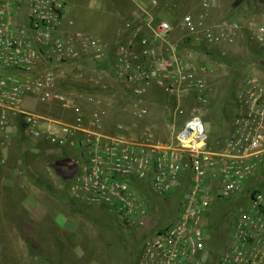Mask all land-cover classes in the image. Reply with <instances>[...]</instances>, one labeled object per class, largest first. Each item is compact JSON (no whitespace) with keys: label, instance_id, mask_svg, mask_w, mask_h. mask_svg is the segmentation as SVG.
<instances>
[{"label":"built area","instance_id":"built-area-1","mask_svg":"<svg viewBox=\"0 0 264 264\" xmlns=\"http://www.w3.org/2000/svg\"><path fill=\"white\" fill-rule=\"evenodd\" d=\"M68 1L0 0V147L21 129L55 149L76 150L72 196L117 211L131 224L148 215L137 190L167 196L188 183L179 217L147 241L140 264H204L214 202L248 195L216 264H264V78L253 76L240 86L232 133L219 149L210 147L201 115L181 127L175 118L167 141L145 126L139 132L123 121L110 127L112 98L119 94L138 118L148 113V101L160 100L158 93L179 105H208L209 67L200 60L211 47L233 46L240 24L209 22L208 11L219 0H204L201 13L182 14L176 22L163 14L160 0H150L128 24L131 34L108 43L77 30L74 21L66 26ZM254 30L264 49V26ZM83 62L101 73L100 90L79 96L61 90L59 68ZM29 98L43 110H25Z\"/></svg>","mask_w":264,"mask_h":264},{"label":"rangeland","instance_id":"rangeland-1","mask_svg":"<svg viewBox=\"0 0 264 264\" xmlns=\"http://www.w3.org/2000/svg\"><path fill=\"white\" fill-rule=\"evenodd\" d=\"M167 1L172 6H167ZM235 1L219 0L218 6L208 11L211 24L234 21L241 26L233 46L211 47L200 60V63L209 67L208 105L203 106L191 100H184L180 105L167 103V100L162 103L151 100L145 104L148 113L143 118L133 115L132 106H127L124 110L116 105L123 116L110 118L112 129L119 121L128 122L136 132L142 130L143 126L149 127L157 138L167 141L173 136L170 125L175 122V118L177 127H181L191 116L201 115L204 120L208 117L205 121L210 147H223L232 133L236 115L233 96L236 83L238 82V94L242 83L250 77L264 78V49L254 39V29L264 26V6L256 1H246L234 9ZM203 2L204 0H163L161 8L164 15L176 22L182 14L201 13ZM97 3V0H69L65 10L66 22L74 21V28L103 42L119 41H109L115 21L106 14L109 10L104 12ZM108 7L115 8L112 4H108ZM224 59H227V65ZM58 71L62 74L59 88L63 91V87L72 82L70 80L96 86L101 77V73L88 62H83L80 67L66 64ZM116 99L118 98H112L114 104ZM33 105L35 103L31 101L27 103V109L30 110ZM176 106H180V110ZM176 112H179L177 117L174 116ZM12 137L15 136L11 132L5 147H0L8 160L0 163V264H140L147 241L179 217L188 183L167 196L152 195L147 189L137 190L148 215L136 223L131 224L123 216H119L117 211L105 207L83 203V209H74L72 205L65 204L68 201L62 197L44 199L49 202V207H53L45 209L41 220L35 223L29 209L33 173L31 159L38 168L47 167L50 159L59 158L55 155L58 152L53 150L52 155H42L36 148L23 150L21 147L10 153L7 144ZM22 137L27 139L26 135L22 134ZM11 154L16 158L10 159ZM63 180L65 190L60 186L57 189L72 196L69 190L72 180ZM253 186L254 184H249L245 189L249 191ZM247 197L248 195L243 194L214 202L206 219L210 254L204 264H216L219 253L228 243L233 220L246 206Z\"/></svg>","mask_w":264,"mask_h":264},{"label":"crops","instance_id":"crops-1","mask_svg":"<svg viewBox=\"0 0 264 264\" xmlns=\"http://www.w3.org/2000/svg\"><path fill=\"white\" fill-rule=\"evenodd\" d=\"M72 1L75 2V0ZM149 1L150 0H97V2L103 8L104 12L105 10H109L108 12H106V14H109L115 21L112 37L111 40H109L110 42L126 38L131 34L130 29L132 28H129L128 24L133 25L136 22L137 18L140 17V11L138 7L147 6L149 4ZM161 1L163 0H160V2ZM98 3L97 5H99ZM108 4L114 5L115 8L110 9L108 7ZM165 4L167 6H172L171 2L168 1ZM67 24L68 22L66 23V26ZM30 101L31 99L29 98L24 102L25 110L29 112H31V110L34 111L37 109L43 110V107L36 108L34 107V105L32 108H30V110H28L27 103H29ZM19 120L20 119H16L15 123L19 124ZM12 133H14L15 137H12V139L7 144V146H9L8 152L10 153L15 151V148L21 149V147L23 150L30 149L31 147L36 148L37 152L42 153V155H52L53 150H56L58 152L55 153V155L59 158L57 160L50 159L47 167L42 166L38 168L36 162H33L31 159V169L33 172L31 175V207H29V209H31V219L35 220V223H38L37 221L41 220L43 216L42 214H44L45 209H51L53 207L52 205L49 207V202L47 203L44 200L46 198H66L68 202H66L65 204L72 205L74 209H83V203L76 201L74 197H72L69 193H65L63 191H59L60 189H57L60 186L62 190H65V184L62 183L64 181L63 178L65 180H71L75 175L74 169L76 168L72 164V158L73 155L76 154V150H73L71 148H66V150H58L54 149V147L45 140H35L32 138L23 139L21 129L13 130ZM9 158L15 159L16 157L11 154ZM6 160L7 159L5 157L4 150H0V163H4ZM46 168L48 171L46 170ZM259 175L264 176V161ZM40 192H42L43 194H41ZM65 222H67V220H65Z\"/></svg>","mask_w":264,"mask_h":264},{"label":"trees","instance_id":"trees-1","mask_svg":"<svg viewBox=\"0 0 264 264\" xmlns=\"http://www.w3.org/2000/svg\"><path fill=\"white\" fill-rule=\"evenodd\" d=\"M246 1H256L259 4L264 6V0H236L233 3V8L234 9L239 8ZM224 63H225V65H227V63H228L227 59H224ZM70 81H72V82L71 83L68 82L69 84L65 85L63 87V89H64V91H67L68 93H71L74 96L75 95H78V96L79 95H90V94L96 93L100 90L97 86H94L93 84H90V83H84V82H78V81L74 82L73 80H70ZM237 87H238V82L235 85V88H234L235 90H234V94H233L235 105H236V110H237V90H238ZM154 97H159L160 100L154 98L155 99L154 101H156L157 103H162V102H165V100H167L166 98H164V96L161 97V95L159 93L155 94ZM117 98L118 99H116V102L114 104L115 106L117 105L119 108H125L127 106H130L131 101L127 99L128 98L127 96L122 97L119 94L117 96ZM167 101H168L167 103H170V104L172 103V104L177 105V103L171 99H168ZM117 106L115 108H113L115 110V115L113 116V119L116 116H120V117L123 116V113L121 112V110ZM176 109H177V106H176ZM205 120L207 121L208 117H206ZM64 150H66V148H64ZM227 246H228V243H227L226 247Z\"/></svg>","mask_w":264,"mask_h":264}]
</instances>
